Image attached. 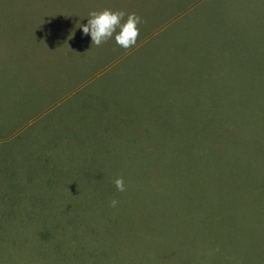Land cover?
Returning <instances> with one entry per match:
<instances>
[{"label": "rangeland", "instance_id": "1", "mask_svg": "<svg viewBox=\"0 0 264 264\" xmlns=\"http://www.w3.org/2000/svg\"><path fill=\"white\" fill-rule=\"evenodd\" d=\"M0 264H264V0H0Z\"/></svg>", "mask_w": 264, "mask_h": 264}, {"label": "clouds", "instance_id": "2", "mask_svg": "<svg viewBox=\"0 0 264 264\" xmlns=\"http://www.w3.org/2000/svg\"><path fill=\"white\" fill-rule=\"evenodd\" d=\"M141 23V17L135 12L128 13L124 10L105 8L102 11H91L87 23L79 27L82 28L84 35L91 37V46L94 44L99 47L114 38L117 46L129 50L137 44ZM113 182L117 191H126L122 177L116 178ZM110 203L112 207H115L118 200L113 199Z\"/></svg>", "mask_w": 264, "mask_h": 264}]
</instances>
